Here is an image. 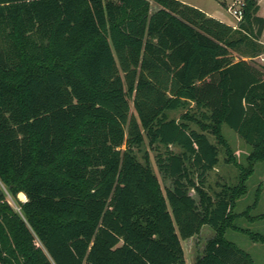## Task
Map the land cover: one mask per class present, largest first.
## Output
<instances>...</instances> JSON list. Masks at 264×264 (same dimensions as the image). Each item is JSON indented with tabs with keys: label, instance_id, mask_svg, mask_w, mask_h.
<instances>
[{
	"label": "trees",
	"instance_id": "obj_1",
	"mask_svg": "<svg viewBox=\"0 0 264 264\" xmlns=\"http://www.w3.org/2000/svg\"><path fill=\"white\" fill-rule=\"evenodd\" d=\"M258 11L244 0L233 30L177 0H0V182L17 208L0 189V264H183L203 226L194 264H255L225 233L264 245L235 224L264 219L260 188L234 213L264 162ZM223 125L250 152L210 194Z\"/></svg>",
	"mask_w": 264,
	"mask_h": 264
},
{
	"label": "rangeland",
	"instance_id": "obj_2",
	"mask_svg": "<svg viewBox=\"0 0 264 264\" xmlns=\"http://www.w3.org/2000/svg\"><path fill=\"white\" fill-rule=\"evenodd\" d=\"M183 2L189 6L195 7L206 12L209 15L215 14L222 17L224 20L232 22V18L226 12V6L230 5V0H177ZM223 3V7L220 3ZM262 13H264V0L259 1ZM158 7L151 3V12L157 10ZM260 42H264V38L260 39ZM236 57L237 54H236ZM239 58V57H238ZM238 58H235L237 61ZM264 59V55L260 56ZM260 58L255 59V64H264ZM130 115H135L132 103L130 104ZM178 114H172V117L178 118ZM222 134L229 147L231 157H228L226 150L223 148L219 149L218 160L219 163L216 168L211 171L206 179V189L210 194L218 192L219 185H235L237 183V177L239 171L236 165L245 166V159L250 152V148L243 143L238 136L230 130L227 126L223 125ZM213 141V139H210ZM144 150L149 156L150 167L153 174L156 176L162 193L165 194L166 190L171 189V181L164 178L158 171L156 166V153L154 150L145 145ZM141 154L138 155L141 159ZM230 161H227V160ZM247 193L239 201H237L234 213L241 214L245 209L253 203L255 192L257 188H260V197L256 209L250 214L252 217L264 216V162L257 163L254 168V172L251 177L247 180ZM190 196L197 202V197L194 192H190ZM17 209V208H16ZM235 224L243 229L260 233L264 235V219L257 220L254 223H249L245 218H239ZM213 237V231L208 226H203L198 235L193 236L187 240L181 241V246L184 253L183 264H194L195 259L200 256L203 252L206 242ZM227 241L235 244L238 248L248 253L253 259L255 264H264V245L253 244L248 238L236 231L228 230L225 233Z\"/></svg>",
	"mask_w": 264,
	"mask_h": 264
},
{
	"label": "built area",
	"instance_id": "obj_3",
	"mask_svg": "<svg viewBox=\"0 0 264 264\" xmlns=\"http://www.w3.org/2000/svg\"><path fill=\"white\" fill-rule=\"evenodd\" d=\"M230 5L226 6V12L227 14L232 18V22H228V26H230L233 30H239V24L243 20V8H244V0H230ZM261 61H264V59L260 58ZM0 189L2 193L5 196L7 204L10 206L15 207L13 199L5 186L0 182ZM17 210V209H16Z\"/></svg>",
	"mask_w": 264,
	"mask_h": 264
},
{
	"label": "crops",
	"instance_id": "obj_4",
	"mask_svg": "<svg viewBox=\"0 0 264 264\" xmlns=\"http://www.w3.org/2000/svg\"><path fill=\"white\" fill-rule=\"evenodd\" d=\"M257 1V4H258V7H259V11H258V16L260 17V18H262V19H264V13H262V9H261V6H260V3H259V1L260 0H256ZM183 3V2H182ZM183 4H185V3H183ZM187 5V4H186ZM195 8V7H194ZM200 10V9H199ZM202 11V10H201ZM202 12H204V11H202ZM208 17H212V18H215V19H217V20H219V21H221V22H223V23H225V24H228V22L229 21H226V20H224L222 17H220V16H218V15H215V14H212V15H209V14H207L206 12H204ZM262 38H264V32H262V34H261V37H260V39H262ZM261 41V40H260ZM261 43H264V42H261ZM262 56V55H261ZM258 58H260V57H258ZM257 59V58H256ZM244 60H247V59H244ZM255 60V59H254Z\"/></svg>",
	"mask_w": 264,
	"mask_h": 264
},
{
	"label": "water",
	"instance_id": "obj_5",
	"mask_svg": "<svg viewBox=\"0 0 264 264\" xmlns=\"http://www.w3.org/2000/svg\"><path fill=\"white\" fill-rule=\"evenodd\" d=\"M17 200L21 203H25L26 202V197L24 196L23 193H18L17 195Z\"/></svg>",
	"mask_w": 264,
	"mask_h": 264
}]
</instances>
